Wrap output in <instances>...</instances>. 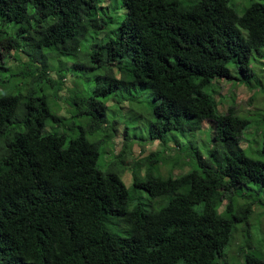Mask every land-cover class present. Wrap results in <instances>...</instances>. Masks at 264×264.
Wrapping results in <instances>:
<instances>
[{"label":"trees","instance_id":"1","mask_svg":"<svg viewBox=\"0 0 264 264\" xmlns=\"http://www.w3.org/2000/svg\"><path fill=\"white\" fill-rule=\"evenodd\" d=\"M232 1L123 0L125 13L111 20L117 27L90 44V33L108 27L105 0H0V59L17 54L12 66L1 59L0 70H20L23 82L45 89L0 94V264H234L227 246L264 204V131L263 159L248 156L242 136L251 121L235 106L218 110L214 83L233 79L234 64L249 76L239 82L260 86L250 62L264 59V0H245L241 13ZM82 71L99 73L95 87ZM139 88L155 102L142 136L114 116L115 104H133ZM76 117L84 125L68 139L61 126ZM120 124L129 155L133 140L180 149L181 137L209 132L213 144L207 158L195 150L174 161L198 162L180 177L144 176L155 153L135 162L131 189L170 198L157 211L129 209L126 162L99 167L101 137ZM109 217L125 218L121 233L107 228ZM244 237L251 248L250 232Z\"/></svg>","mask_w":264,"mask_h":264},{"label":"rangeland","instance_id":"2","mask_svg":"<svg viewBox=\"0 0 264 264\" xmlns=\"http://www.w3.org/2000/svg\"><path fill=\"white\" fill-rule=\"evenodd\" d=\"M192 1V0H190ZM231 4L241 13V7L246 4L245 0H233ZM105 7H108L109 11L106 12L105 20L108 22V27L104 30L99 31L98 34L90 33V44H93L98 40L104 41L110 32L117 27L111 20L115 19L120 13H125L123 8V0H105ZM112 18V19H111ZM110 22V24H109ZM93 34V35H92ZM87 41V40H86ZM84 42L83 49H88L87 42ZM12 57L2 56V61H4L5 66H12L17 63L15 60L16 53H12ZM24 60L28 58L21 55ZM0 59V63L2 62ZM74 61H77L73 58ZM90 65H93L91 63ZM95 65V64H94ZM251 68H253V81L254 83L260 86H257L255 89L248 88L245 84H242L238 81L237 78L242 77L238 73L234 64L230 65L231 74L233 79H220L215 80V95L218 110L222 113H225L229 107L235 106L238 114L244 118H247L251 121L248 129L244 132L242 138V146L245 148L248 156L256 159H263L261 155L262 145H263V131L264 126H262L264 120V59H252L250 62ZM14 69H18L14 67ZM20 70H12L9 72H3L0 70V94L12 93V94H27L36 93L37 95L45 94V89L41 84L35 83L31 84L26 80L22 81L18 76ZM79 74L86 75L87 82L91 85V88L96 85V78L99 76L97 71H93L89 74L88 71L78 72ZM52 77H57L55 73H52ZM249 76H243L242 78H248ZM68 84L72 83L74 80L73 76L69 75ZM263 82V84L261 83ZM70 86L69 88H71ZM32 90V91H31ZM144 91V92H143ZM212 92L211 89L208 90ZM67 91V94H69ZM135 102L133 104L126 103L124 106H119L115 104L116 112L114 115L116 118L122 119L123 124H128L131 126L132 134H138L144 130L143 135L146 134L145 128H147L152 120L155 118L152 112V107H154L155 102L153 101V94L151 89L141 90L140 88L135 90ZM150 95V97L148 96ZM109 105L114 104L112 101L108 102ZM53 105V102H51ZM123 106V107H122ZM54 112L55 107H52ZM67 115V113H63ZM112 115V113L110 114ZM82 117L72 118L71 120H66L64 125L61 126V133H66L67 138L71 139L77 137L81 133V127L84 125ZM210 123H204V129L208 130L210 128ZM117 130L115 132L106 131L102 135L103 144V153L101 154L99 160V167L105 168L110 165H116L119 161L126 162L124 166V173L121 175L123 182L130 189V194L132 200L129 204V209H133L137 205H141L148 210H159L169 202L168 199L161 201L159 199H153L149 193L142 189H131L132 187V172L134 163L143 159L145 156L155 153V157L148 162V164L141 167L140 172L145 176L146 173H155L161 174L164 178L167 177H180L185 172L195 169L198 165V162L187 163V167L180 168L175 167V162L177 159H181L182 162H186L188 159L191 160V157L196 156L195 150H200L204 158L208 156V148L212 146L211 134L201 133L196 135L189 134L187 137L180 138V146L178 149L174 142L169 144L168 148H164L159 141L154 143H144L142 141L133 140V145L131 147L132 155H129L127 145L125 143L126 137L124 136V126L117 125ZM136 128V130H134ZM88 138V137H87ZM92 139V137H89ZM95 140L99 139V136L94 138ZM93 140V139H92ZM191 143H193L194 148H192ZM181 150V153L180 151ZM127 152V153H125ZM193 153V155H192ZM125 155V156H124ZM124 156V157H123ZM160 159L159 163L152 164L153 160ZM165 158L167 160H165ZM164 160V161H163ZM121 163V162H120ZM119 163V167L120 164ZM259 199V196H256ZM260 199H264V192L260 194ZM239 203H244V200L239 199ZM249 223V224H248ZM247 224L240 225L236 234H233L232 242L227 246L226 252L229 254L228 260L234 264H247L246 256H253L262 261H264V237L259 232H264V204L258 202L253 206V212ZM107 228L111 232L121 233L126 225L125 218L123 217H109L106 220ZM238 227V226H237ZM244 232H250L252 245L249 248L248 242L245 240Z\"/></svg>","mask_w":264,"mask_h":264}]
</instances>
